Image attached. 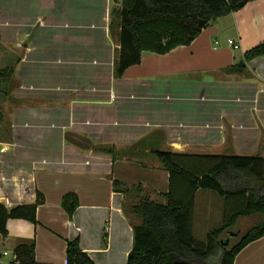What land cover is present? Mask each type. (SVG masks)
<instances>
[{
  "label": "crops",
  "instance_id": "0c3cea01",
  "mask_svg": "<svg viewBox=\"0 0 264 264\" xmlns=\"http://www.w3.org/2000/svg\"><path fill=\"white\" fill-rule=\"evenodd\" d=\"M10 3L19 26L28 14L36 28L18 65L26 63L25 81L12 98L11 142L0 141V203L32 204L36 190L45 202L37 224L7 220L0 260L9 262L3 252L34 243L35 264H66V240L78 239L95 264H127L132 227L140 222L129 213L136 193L114 192L113 179L129 189L151 187L157 191L150 197L164 202L168 172L149 152L264 158V56L243 59L264 40V0L219 17L188 46L165 55L143 52L121 78L114 75L119 0ZM228 33L238 48L228 44ZM68 192L78 196L71 218L61 207ZM202 197L207 211L222 217L223 199L198 190L193 233ZM234 264H264V236Z\"/></svg>",
  "mask_w": 264,
  "mask_h": 264
},
{
  "label": "trees",
  "instance_id": "16d2710c",
  "mask_svg": "<svg viewBox=\"0 0 264 264\" xmlns=\"http://www.w3.org/2000/svg\"><path fill=\"white\" fill-rule=\"evenodd\" d=\"M252 1L255 0H119L114 16L120 28L115 77L121 78L127 68L138 65L143 52L165 55L177 47L190 45L210 23ZM200 20L205 21L202 28H198ZM261 56L264 40L243 53L246 62ZM13 72V65L0 69L3 93ZM106 153L112 158L116 155L112 149ZM149 154L168 172V191L163 194L165 201L158 202L140 194V186L134 189L136 200L129 206V213L140 222L132 227L133 242L127 264H234L236 255L245 246L264 236V158L169 151ZM112 188L123 194L133 190L116 179L112 180ZM198 190L210 191L224 202L221 225L209 230L203 241L193 236L194 199ZM44 202L43 194L36 190L32 204L7 208L0 203V234L6 237L8 219L37 224L36 211ZM61 207L71 218L78 207L76 193H65ZM253 217L256 221L243 234L235 231L241 219ZM229 233L239 236L235 243L231 240L236 236L229 237ZM13 254L20 264H35L34 243L18 245ZM65 255L66 264H95L81 250L78 239L66 240Z\"/></svg>",
  "mask_w": 264,
  "mask_h": 264
},
{
  "label": "rangeland",
  "instance_id": "374dc122",
  "mask_svg": "<svg viewBox=\"0 0 264 264\" xmlns=\"http://www.w3.org/2000/svg\"><path fill=\"white\" fill-rule=\"evenodd\" d=\"M112 2L117 4V0H112ZM113 7L116 8V6ZM256 12L257 14H262L263 9L256 10ZM27 15L28 14H26V17L22 20V26H19L18 22H16V17L19 16L18 10L13 7V5L10 3V0H0V69L8 65L14 66V72L9 80L7 88L4 87V93L0 91V141H5L7 143L11 142L10 132L13 104L12 98L14 96H17V91L15 89L17 87V82L19 81L20 84L21 81H25L23 71L25 69L26 63H22L20 67L18 65L23 59L24 53L28 50L29 35L32 34L36 28L35 26H32V22H29L30 18H28ZM237 20L241 22L240 17H238ZM226 36L233 37V40H236V36L231 33ZM215 46L217 47V49L220 47L219 45ZM17 59H19V61H16ZM18 68L20 69L19 73L17 71ZM20 73H22L23 75L22 79L19 77ZM1 151H3V149ZM135 188V185L133 188H131V190L133 189L131 191V196L133 195L132 197L135 196V193H133ZM156 191H153V188L151 187H143L142 189H139L140 194H146L149 196H156ZM215 198H217L216 195ZM205 202L206 199L204 197L198 199V213L195 218L197 228H195V231L193 233L194 238L200 241H203L205 239L206 234L209 230L217 227L222 223L223 217V213L222 217L220 218V216H218V214H215L214 211H212L211 213L208 212ZM205 213L207 216H205ZM254 218L255 217L249 218L248 220L250 221H248L247 223H239L236 227L238 229H235V231L239 230L238 232H241L243 234V230L249 228L252 224H254V222L256 221L254 220ZM202 226L207 229L203 230ZM238 237L239 236H236L234 238L232 237L233 239L231 240V242L235 243Z\"/></svg>",
  "mask_w": 264,
  "mask_h": 264
},
{
  "label": "built area",
  "instance_id": "2783aa9c",
  "mask_svg": "<svg viewBox=\"0 0 264 264\" xmlns=\"http://www.w3.org/2000/svg\"><path fill=\"white\" fill-rule=\"evenodd\" d=\"M228 44L232 45L234 48H238V44L233 39H229ZM2 256L3 257L11 256V260L9 262H4L0 260V264H20L19 260L16 259V255L13 253L10 255L8 252H3Z\"/></svg>",
  "mask_w": 264,
  "mask_h": 264
},
{
  "label": "water",
  "instance_id": "95a60500",
  "mask_svg": "<svg viewBox=\"0 0 264 264\" xmlns=\"http://www.w3.org/2000/svg\"><path fill=\"white\" fill-rule=\"evenodd\" d=\"M115 10H116V8L113 7L112 10H111L110 16H113L114 15ZM204 25H205V21L204 20H200L198 22V28H202V27H204ZM240 65H242V62H241ZM0 149H1V144H0ZM236 235H237L236 233H229V237L236 236Z\"/></svg>",
  "mask_w": 264,
  "mask_h": 264
}]
</instances>
